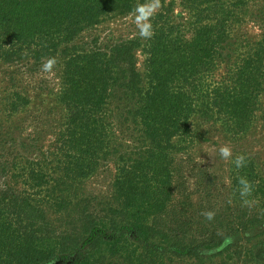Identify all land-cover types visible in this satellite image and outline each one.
Returning a JSON list of instances; mask_svg holds the SVG:
<instances>
[{
  "label": "trees",
  "instance_id": "16d2710c",
  "mask_svg": "<svg viewBox=\"0 0 264 264\" xmlns=\"http://www.w3.org/2000/svg\"><path fill=\"white\" fill-rule=\"evenodd\" d=\"M146 1L0 0V66L59 61L65 109L47 157L15 176L25 188H0V264H174L173 256L177 264H264L244 236L260 229L256 236L264 237V171L252 157L245 155L244 168L230 165L235 217L193 219L194 205L179 199L178 185L177 213L174 202L173 140L189 147L192 118L239 137L257 117L264 35L237 33L252 0H177L186 12L177 20L175 1L159 0L150 39L76 46L88 28ZM109 156L117 159L110 199L80 193ZM239 177L254 186L250 206L241 203ZM50 211L70 220L58 226ZM240 235L247 241L227 244L219 261L201 254Z\"/></svg>",
  "mask_w": 264,
  "mask_h": 264
},
{
  "label": "rangeland",
  "instance_id": "374dc122",
  "mask_svg": "<svg viewBox=\"0 0 264 264\" xmlns=\"http://www.w3.org/2000/svg\"><path fill=\"white\" fill-rule=\"evenodd\" d=\"M166 1L169 3L172 0ZM174 1L171 15L177 20V15L185 16L186 12L177 0ZM159 5L150 17V22L160 11V2ZM242 14L243 21L238 28V36L261 40L264 35V0L250 1ZM135 15L134 11L130 14L106 17L99 24L82 32L76 46L93 50L107 49L117 42L141 38L135 24ZM137 58L138 68L146 76V56L141 48L137 51ZM47 61L28 68L16 64L0 66V188L12 183L19 188H25L23 179L15 176H18L22 168L25 169L34 161L47 157L46 153L61 128L65 116L64 106L59 100L62 90L61 65L55 60L52 70L45 72L42 65ZM192 123V141L188 148H184L188 143L183 139L173 140L174 144L178 145V150L173 153L175 213L178 185L181 195L179 199L190 200L194 205L191 210L193 219L206 221L203 213L211 210L216 214L214 219L226 221L231 216H236L232 208L237 207L239 202H234L230 196L232 159L221 158L219 148L229 146L233 157H252L264 171V91L259 98L257 117L244 135L232 137L220 123L199 115L192 118ZM116 167V156L103 160L95 173L83 180L80 193L96 196L98 201L110 199ZM49 216L58 226L70 220L67 215H57L52 211ZM168 218L170 221L174 220V223H171L177 231V217L170 215ZM259 230L255 229L244 235L249 241L245 240L243 235L233 236L221 247L203 250L201 254L208 260L213 257L219 261L220 257L215 255L221 249L229 243L244 239L249 242H246L248 247L255 248V255L264 260V237L256 236ZM172 260L177 264L176 256H173Z\"/></svg>",
  "mask_w": 264,
  "mask_h": 264
},
{
  "label": "clouds",
  "instance_id": "9594fccd",
  "mask_svg": "<svg viewBox=\"0 0 264 264\" xmlns=\"http://www.w3.org/2000/svg\"><path fill=\"white\" fill-rule=\"evenodd\" d=\"M159 0H148L146 3H138L134 9L135 11V24L139 29V36L144 39H150L154 32L153 26L150 22V17L155 13V10L159 7ZM55 61L54 59H49L46 63L42 65V69L45 72H50L53 68ZM219 155L224 160L232 159V164L236 169H241L246 167L247 158L245 155H237L233 157L232 149L225 145L219 148ZM238 193L241 203L244 206H250L253 203L251 199L252 193L254 191V186L251 181L245 177L238 178ZM203 215L209 221L215 218L214 211L204 212Z\"/></svg>",
  "mask_w": 264,
  "mask_h": 264
}]
</instances>
